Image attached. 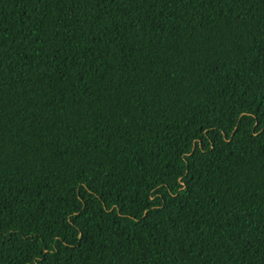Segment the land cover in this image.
<instances>
[{"label":"trees","instance_id":"16d2710c","mask_svg":"<svg viewBox=\"0 0 264 264\" xmlns=\"http://www.w3.org/2000/svg\"><path fill=\"white\" fill-rule=\"evenodd\" d=\"M0 264H264V0H0Z\"/></svg>","mask_w":264,"mask_h":264}]
</instances>
